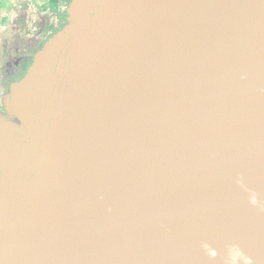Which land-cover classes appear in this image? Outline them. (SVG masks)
Here are the masks:
<instances>
[{"label": "water", "instance_id": "95a60500", "mask_svg": "<svg viewBox=\"0 0 264 264\" xmlns=\"http://www.w3.org/2000/svg\"><path fill=\"white\" fill-rule=\"evenodd\" d=\"M0 113V264H264V0H70Z\"/></svg>", "mask_w": 264, "mask_h": 264}, {"label": "flooded vegetation", "instance_id": "af4514ba", "mask_svg": "<svg viewBox=\"0 0 264 264\" xmlns=\"http://www.w3.org/2000/svg\"><path fill=\"white\" fill-rule=\"evenodd\" d=\"M70 0H0V113L46 41L64 27Z\"/></svg>", "mask_w": 264, "mask_h": 264}]
</instances>
